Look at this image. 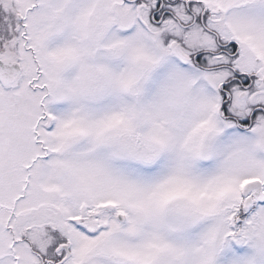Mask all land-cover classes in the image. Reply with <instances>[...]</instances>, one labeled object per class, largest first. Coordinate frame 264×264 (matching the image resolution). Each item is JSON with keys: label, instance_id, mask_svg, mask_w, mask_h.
Here are the masks:
<instances>
[{"label": "snow or ice", "instance_id": "snow-or-ice-1", "mask_svg": "<svg viewBox=\"0 0 264 264\" xmlns=\"http://www.w3.org/2000/svg\"><path fill=\"white\" fill-rule=\"evenodd\" d=\"M0 264H264V0H0Z\"/></svg>", "mask_w": 264, "mask_h": 264}]
</instances>
